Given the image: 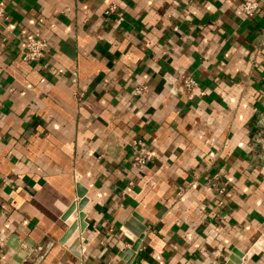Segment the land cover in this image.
<instances>
[{
  "label": "crops",
  "instance_id": "0c3cea01",
  "mask_svg": "<svg viewBox=\"0 0 264 264\" xmlns=\"http://www.w3.org/2000/svg\"><path fill=\"white\" fill-rule=\"evenodd\" d=\"M243 1L0 0V264H264V0Z\"/></svg>",
  "mask_w": 264,
  "mask_h": 264
},
{
  "label": "built area",
  "instance_id": "2783aa9c",
  "mask_svg": "<svg viewBox=\"0 0 264 264\" xmlns=\"http://www.w3.org/2000/svg\"><path fill=\"white\" fill-rule=\"evenodd\" d=\"M258 7L257 0H244L242 3V12L246 17H252ZM113 4L107 6L105 13L116 12ZM6 18V10L0 2V22ZM47 52V42L43 38L27 37L23 41L22 60L24 62H38ZM173 94L180 97L185 102H192L201 94V88L198 81L190 74L181 73L173 84ZM147 92L145 84H135L133 86V95L142 96ZM80 99V95H78ZM249 149L252 156L264 158V131L255 132L250 138ZM131 160L129 164V172L133 175H140L147 164L149 150L144 141L135 140L131 146ZM37 247L36 250H40Z\"/></svg>",
  "mask_w": 264,
  "mask_h": 264
},
{
  "label": "water",
  "instance_id": "95a60500",
  "mask_svg": "<svg viewBox=\"0 0 264 264\" xmlns=\"http://www.w3.org/2000/svg\"><path fill=\"white\" fill-rule=\"evenodd\" d=\"M79 190H80V194H79L80 200H79V203H78V211H80L79 215H80V218H81V217H83L82 208H83V206L85 204L86 199H85L83 190L80 189V188H79ZM82 224H83V220H82ZM71 230H72V232L74 231V224L72 225V227L70 228L69 231H71ZM138 245H139V239L138 238L133 239V243H132L131 249L126 252V256L125 257L126 258L130 257L131 254L137 249ZM232 260H234V258H232ZM120 264H126V262L123 260ZM228 264H231V262L228 263Z\"/></svg>",
  "mask_w": 264,
  "mask_h": 264
}]
</instances>
